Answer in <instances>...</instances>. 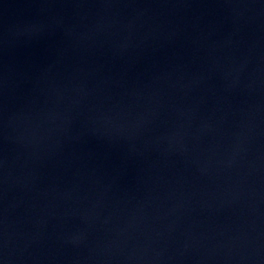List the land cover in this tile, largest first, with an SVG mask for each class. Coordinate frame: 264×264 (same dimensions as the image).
<instances>
[{
    "label": "water",
    "instance_id": "1",
    "mask_svg": "<svg viewBox=\"0 0 264 264\" xmlns=\"http://www.w3.org/2000/svg\"><path fill=\"white\" fill-rule=\"evenodd\" d=\"M0 264H264V0H0Z\"/></svg>",
    "mask_w": 264,
    "mask_h": 264
}]
</instances>
